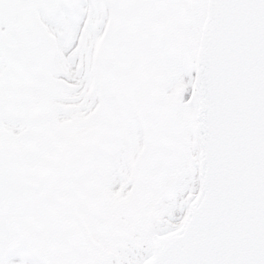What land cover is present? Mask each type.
I'll use <instances>...</instances> for the list:
<instances>
[{"label":"snow or ice","instance_id":"6c2138e0","mask_svg":"<svg viewBox=\"0 0 264 264\" xmlns=\"http://www.w3.org/2000/svg\"><path fill=\"white\" fill-rule=\"evenodd\" d=\"M0 264H264V0H0Z\"/></svg>","mask_w":264,"mask_h":264}]
</instances>
